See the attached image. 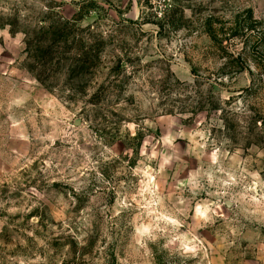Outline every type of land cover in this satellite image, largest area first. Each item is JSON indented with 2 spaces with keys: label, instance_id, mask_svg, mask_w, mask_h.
<instances>
[{
  "label": "rangeland",
  "instance_id": "obj_1",
  "mask_svg": "<svg viewBox=\"0 0 264 264\" xmlns=\"http://www.w3.org/2000/svg\"><path fill=\"white\" fill-rule=\"evenodd\" d=\"M249 14L261 37L264 0H0V264H264Z\"/></svg>",
  "mask_w": 264,
  "mask_h": 264
},
{
  "label": "trees",
  "instance_id": "obj_2",
  "mask_svg": "<svg viewBox=\"0 0 264 264\" xmlns=\"http://www.w3.org/2000/svg\"><path fill=\"white\" fill-rule=\"evenodd\" d=\"M244 22H247V23L250 22L251 24L250 23L245 24ZM231 23L232 25L228 28L229 31H228L227 39L229 38L242 39V41L244 42V45H247V42H249L248 40H250L251 38H256L261 43V44H258L259 46L264 45V37H263L264 33L262 34L261 37H258L257 36L258 34L251 33V30L254 29L256 26L252 25V23L254 24L255 21L253 20L250 14L245 20L240 21L236 18L234 19V21H231ZM206 31L214 44H221L222 39L219 37V34L216 32V30L212 27L209 20L207 21ZM254 54L255 52L253 50L252 55ZM230 57H231V60L229 61L228 64L236 65L235 67L237 68V70L238 71L241 70L242 65L239 63L242 58L241 53H239L236 57H232L231 55ZM244 61H245V58H244Z\"/></svg>",
  "mask_w": 264,
  "mask_h": 264
}]
</instances>
